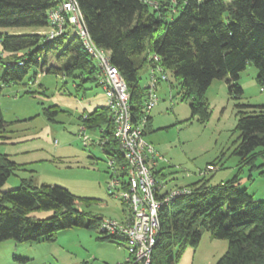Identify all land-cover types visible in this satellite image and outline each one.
Returning <instances> with one entry per match:
<instances>
[{
	"label": "trees",
	"instance_id": "16d2710c",
	"mask_svg": "<svg viewBox=\"0 0 264 264\" xmlns=\"http://www.w3.org/2000/svg\"><path fill=\"white\" fill-rule=\"evenodd\" d=\"M77 1L91 39L109 51L111 62L127 82L133 121L144 114L148 93L142 78L155 55L168 74L181 79L179 93L183 99L191 100L189 121L197 118L205 123L209 119L205 94L215 79H227L229 92L240 97L243 88L237 81L251 62L258 69V83L264 87V0ZM57 3L58 0H0V93L3 85L23 82L33 67L71 78L76 89H85L84 81L96 80L94 74H99L100 69L71 27L53 39L37 32L49 26L48 13ZM179 4L183 6L179 16L168 21L165 6L177 9ZM21 27L29 31L6 30ZM53 60L55 64H50ZM61 111V106L52 105L44 113L54 120L52 114ZM236 113L240 134L233 153L239 156V172L246 166L253 170L263 165H257L256 160L264 155V104H240ZM81 120L86 130L99 135V144L104 141L101 145L114 162L111 177L121 181L117 189L129 190L126 161L114 134L109 107L85 109ZM151 123L150 114L144 134ZM6 126L0 105L3 139H7ZM218 163L219 159L210 162ZM19 165L0 152V242L55 241L60 230L77 226L97 230L100 240L123 243L127 248L122 235L99 231L104 218L101 214L78 208L80 204L97 203V198L76 195L57 184L37 186L27 178L18 188L2 190ZM152 169L164 193L183 187L188 191L161 207L160 232L151 264H176L187 246H198L203 228L210 230L213 237L228 241L226 252L216 264H264V201L246 189H237L238 174L212 183L211 176L205 173L181 185L175 179H164L163 168ZM111 194L119 197L128 216L129 204L117 192ZM40 209L52 213L39 218L33 211Z\"/></svg>",
	"mask_w": 264,
	"mask_h": 264
},
{
	"label": "rangeland",
	"instance_id": "374dc122",
	"mask_svg": "<svg viewBox=\"0 0 264 264\" xmlns=\"http://www.w3.org/2000/svg\"><path fill=\"white\" fill-rule=\"evenodd\" d=\"M170 6H165L164 12L168 21L178 17L183 8L181 4L177 9ZM6 30L29 31L27 27ZM50 64H55L54 60ZM257 74L253 62L240 73L237 81L243 88L240 97L229 92L227 79H215L205 94L210 112L205 123L197 118L188 120L191 100L183 99L179 93L180 78L169 74V81L159 84V99L150 114L156 118L153 128L157 125L168 127L147 132L144 139L162 156L160 167L164 179L188 184L200 178L199 171L205 170L209 162L219 159L220 166L214 165L213 172L206 173L211 176L212 183L229 180L238 174L237 189H246L254 198L264 201V173H261L264 172V155H259L256 160L257 165H263L253 170L246 166L239 172V156L233 153L240 134L237 129L238 105L264 104V87L258 83ZM98 75L97 72L94 74L96 80L83 82L85 89H76L71 78L43 73L40 68L33 67L23 82L2 86L0 105L7 121V139L0 136V152L22 163L2 190L20 187L24 178L37 186L57 184L76 195L99 199L90 206L78 205L80 209L118 220L123 216L125 206L108 189L112 178L110 158L98 144L96 132L81 128V113L85 109L90 111L107 105L106 91L97 83ZM148 80L147 71L142 84ZM164 85L171 88V93L169 90L166 95ZM52 105L64 109L52 114L54 120L50 119L49 113H44L45 108ZM85 137L89 138L86 140ZM33 213L45 218L52 212L40 209ZM99 240L97 230L77 226L60 230L55 241L9 239L0 242V264H87V258L94 261L93 256L99 262L96 264H113L114 260L120 259L122 250L125 256L119 263L126 261L129 254L126 247L114 244L116 250ZM227 248L226 239L215 238L210 230L203 228L198 246H187L176 264H216Z\"/></svg>",
	"mask_w": 264,
	"mask_h": 264
},
{
	"label": "built area",
	"instance_id": "2783aa9c",
	"mask_svg": "<svg viewBox=\"0 0 264 264\" xmlns=\"http://www.w3.org/2000/svg\"><path fill=\"white\" fill-rule=\"evenodd\" d=\"M176 3L177 0H171ZM49 26L37 32L53 39L71 27L78 34L89 57L100 69L99 84L105 89L107 106L114 120V134L122 148L128 171L129 190L117 189L121 181L112 177L108 189L117 192L129 204V215L125 220L104 217L98 227L100 232L111 235H122L125 238L128 264H151L152 253L160 232L159 211L180 194L188 191L186 187L176 188L164 193L158 184L150 164H155L162 156L152 144L145 141V128L151 110L158 102V86L169 81V74L164 69L158 55L152 59L148 68L149 80L143 85L147 89L144 114L138 121L132 120L130 90L119 68L111 62L108 50L97 46L87 30L84 15L77 0H58L49 11ZM87 140V139H86ZM104 141H101L103 144ZM114 162L110 160L113 168ZM208 164L199 174L214 170ZM162 187H164L162 185Z\"/></svg>",
	"mask_w": 264,
	"mask_h": 264
},
{
	"label": "crops",
	"instance_id": "0c3cea01",
	"mask_svg": "<svg viewBox=\"0 0 264 264\" xmlns=\"http://www.w3.org/2000/svg\"><path fill=\"white\" fill-rule=\"evenodd\" d=\"M147 1H150V2H152V3H156L157 1H160V0H147ZM162 86V85H161ZM171 88H169V86H167V85H164V88H163V90H164V92L166 93V95L169 93V90H170ZM170 93H171V90H170ZM62 108V107H61ZM82 114V113H81ZM151 117H152V123H151V126H150V129L148 130V132H151V131H154V130H159V129H162V128H164V127H168V126H165V125H157L155 128H153V125H154V121H155V119L156 118H153V116L151 115ZM180 121V119H177V122H179ZM155 126V125H154ZM164 126V127H163ZM81 128H82V130H86L84 127H83V125H81ZM89 137H85V139H88ZM99 138V135H97L96 136V140ZM98 144H99V142H98ZM101 145V144H100ZM102 146V145H101ZM109 157V156H108ZM160 163H162V162H160V160H158V162L155 164V162H153V160L151 159L150 160V164H151V167H154L155 169H162L161 167H162V165H160ZM19 164H22V163H19ZM208 164H210V162L208 163ZM161 166V167H160ZM191 177V176H190ZM158 179H160V180H162L163 181V178L161 177V176H159L158 177ZM221 181H224L223 179L221 180ZM163 184L165 185V182H163ZM181 185H186V184H183V183H180ZM165 189V188H164ZM102 215V214H101ZM104 217V216H103ZM126 217H127V211L124 209V213H123V216L119 219V220H125L126 219ZM100 241V240H99ZM101 243H107V244H109V245H112L116 250H117V248H116V246L114 245V244H117V245H119V244H121V245H123L124 246V248H125V245L123 244V243H117V242H114V241H100ZM119 249V248H118ZM123 252V253H122ZM122 252L120 253V255H121V257H119L120 259L118 260V261H116V260H114L113 261V264L115 263L116 264V262H120L121 260H123V258H124V256H125V251L124 250H122ZM99 255V254H98ZM93 259H94V261H92V260H90L89 258H87V264H96L98 261L96 260V257L95 256H93ZM116 261V262H115ZM99 263V262H98ZM120 264V263H119ZM122 264V263H121Z\"/></svg>",
	"mask_w": 264,
	"mask_h": 264
}]
</instances>
